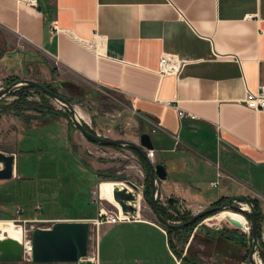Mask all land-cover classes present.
Masks as SVG:
<instances>
[{"label": "crops", "instance_id": "0c3cea01", "mask_svg": "<svg viewBox=\"0 0 264 264\" xmlns=\"http://www.w3.org/2000/svg\"><path fill=\"white\" fill-rule=\"evenodd\" d=\"M95 32L106 36L102 51L84 41ZM166 53L179 62L173 74L158 72ZM55 70L62 94L81 104L102 89L125 98L117 118L104 115L96 124L102 135L137 143L140 131L150 134L149 158L167 171L157 184L162 198L175 196L182 210L194 213L223 196H246L264 214V109L242 101L248 88L264 83V0H38L36 6L0 0V82ZM177 108L195 116L179 118ZM78 133L58 112L17 113L0 98V151L13 155L11 175L0 178V223L13 220L4 217L16 215L17 206L19 216L41 218L42 227L60 219L90 221L104 210L102 198L122 210L112 190L125 183L103 180L100 172L114 166L118 173V155L130 148ZM61 206L76 210L63 213ZM136 206L133 219L99 225L128 235L127 244L106 257L109 264H179L141 189ZM218 216L245 227L234 210ZM213 217L181 235L185 249L202 229L214 264H251L246 234L218 222L205 226ZM262 226L264 239V219ZM99 256L98 250L100 264Z\"/></svg>", "mask_w": 264, "mask_h": 264}, {"label": "water", "instance_id": "95a60500", "mask_svg": "<svg viewBox=\"0 0 264 264\" xmlns=\"http://www.w3.org/2000/svg\"><path fill=\"white\" fill-rule=\"evenodd\" d=\"M20 84H32L43 90L48 95L53 96L62 103L66 104L71 111V119L73 124L90 141L105 145H128L143 156L148 168L149 195H146V185L144 184L140 186L131 180H126L127 184L120 186L115 184L112 190V195L113 198H115L120 204L123 211H131L132 213H136L138 191L140 189L145 200L150 204L158 221L164 224L166 227L183 228L195 221L198 217L204 216L207 213L215 210L219 211L223 207L227 206L234 207L238 211L247 213L250 216L252 247L248 254L249 262L251 264H262L261 261L257 260L255 257L258 249V240L256 234L257 221L256 213L252 207V202L248 197L241 196L235 199L246 202L249 206V209L242 208L233 202L234 198H229L226 202L220 205H210L192 213L191 216L186 220L173 222L169 219H166L158 211V203L162 204V201H164V206H167L175 213H180L182 209L178 205V198L175 196H166L163 198V200L161 199L160 189L158 188L157 184L159 179H164L166 177L167 171L163 163L152 162L147 156L145 149L153 148V142L151 140L150 134L147 131L139 132L138 143L127 138L110 137L102 135L96 131H92L84 125V122L81 120V116L77 115L73 104L69 100L64 98L61 94L49 89L43 82L29 77L20 78L6 87L1 88L0 97L10 88ZM0 160H2V166L0 167V178L9 177L11 175L13 155L0 151ZM89 225L90 224L88 220L60 219L55 220L50 226L47 227L36 226L32 228L30 236L31 261L29 264H65L66 262L74 261H79V264H93L90 260H84L80 258L86 256L87 254ZM22 251L23 244L20 239L11 236L0 238V260H20L22 257Z\"/></svg>", "mask_w": 264, "mask_h": 264}, {"label": "rangeland", "instance_id": "374dc122", "mask_svg": "<svg viewBox=\"0 0 264 264\" xmlns=\"http://www.w3.org/2000/svg\"><path fill=\"white\" fill-rule=\"evenodd\" d=\"M36 75H38L39 78L38 79L33 78V79L39 80L43 83H50V85H52L59 94H61L64 98L69 100L73 104L77 114L78 115L80 114L81 120L84 123H86L88 125L89 129H91L92 131H96L98 133H103L102 127H99L98 124H96L98 121V118L102 117L104 115L108 116V118H117L120 108L125 107L126 100L124 97H122L121 95H119L113 91L106 90V89H102L103 90L102 92H101V90H95V91L91 92L90 94H88V95H90L89 97L82 98L83 99L82 103H84V104H81L80 103L81 101L78 100V97L71 98L68 95L62 94L63 91H60L61 88L58 87L57 83H56V79L61 77V75L56 70L54 71V73L50 72L48 74L37 72ZM24 77L32 78L30 76H24ZM20 78H21L20 76H15V75H11V76L7 77L4 81L0 82V89L3 87H6L7 85L11 84L12 82H14L15 80H18ZM21 85H23V84H20V85H17V86L10 88L3 95H1L0 98H3V100L6 102V104H9V103L13 102L14 100L18 99L19 98L18 95L13 93V91L16 90L18 87H20ZM27 92H29L28 94H26L27 99L33 100L36 102H40L42 100L41 93L39 91H37L36 89L28 88ZM45 94L47 96L46 98H48L47 102L54 109L62 111L64 113H66V115H68V118L70 120L69 124H70L71 128H73L74 130H77V132H79L78 134H82L80 132V130L77 129L75 127V125L73 124V121L71 119V111H70L69 107L66 104L62 103L60 100L54 98L53 96H50L47 93H45ZM122 116H124V114ZM86 120L88 123L86 122ZM138 129L141 130V127L137 128V130ZM91 142H93V141H91ZM97 144H99V143H97ZM119 146L126 147V145H123V144H119ZM116 148H119V147H116ZM129 150L126 151V152H128L127 154H125V155L123 154L124 156L122 154L118 155V156H121L120 163L118 166L122 169H120V171L118 173H116L115 172L116 167L113 166V167H111V169L103 171V173L107 174V176H105L103 178V180L104 179L105 180H113L115 182L123 181L125 184H127L126 180H131L137 184H140L141 181H143V184H145L144 183V178H145L144 168L138 164V159L136 157V154L133 152V150H131V149H129ZM39 153L40 152L37 151L35 154H39ZM113 154H115V153H110L109 155H106V156H108L107 158H109V156H111ZM93 190H95V189H93ZM101 201H102L101 205L104 207L105 210L115 211V212L118 211L119 208H117L114 204H112L106 198H102ZM235 204H237V203H235ZM246 207H247V205H246ZM252 207H253V205H252ZM247 208L249 209V207H247ZM222 209H231V210L236 211L240 216H244V218L246 219L245 220V223H246L245 227L236 226V225L232 224L230 221H228L227 219L219 217L218 213ZM222 209L211 214L212 216L213 215L215 216V217H213V220L211 219V222L213 224L211 223L209 225L208 223H205V224H207L205 226H214L216 224V222H218V225L226 226L228 228H234L238 232H242V233L244 232L246 234V239L248 238V240H249L248 246H247V254H248L250 252L251 247H252V238L249 239V236H251V229H250L251 220L248 219L243 214V212L238 211L234 207H231V206L228 207L227 206V207H223ZM59 210L63 211V213L66 211H67V213H69L71 211L76 210V208H72L69 206H64V207L61 206L59 208ZM168 210L170 212H172L173 214H175V212L172 211L171 209H168ZM38 214H39V212H38ZM40 214H41V212H40ZM14 216H16V215H14ZM14 216L4 217V218L13 219ZM0 217H3V216H0ZM21 218H23V217H21ZM169 220H171L173 222L179 221V220H174V219H169ZM14 221L17 223H21L22 229H23V236L22 237H23V240L25 242H27L28 238H30V236H31L30 230L32 228L39 226L40 224H45L44 221H39V220H28L26 222H23L21 220H14ZM95 227L96 226L92 225V229H91L90 233L93 232V228H95ZM186 232L187 231L185 230V231H182L181 234L172 235L173 243H174L175 247L177 248V250L181 254H184V255L189 254L191 256V259L194 258V260L196 262H200L201 264H214L213 256L212 257L209 256L208 248L204 247L202 245L203 243H201V241L203 239V235H201L202 229L197 231L196 237H194L192 244L190 245L188 251L185 249V246L182 244L184 242V237H182V236H186ZM91 238L92 237L89 238V240H88L89 242H92ZM127 241H128V235L125 234V231H123V233H122L120 231V229H118V227L111 229L108 225H105V224L101 225L98 229V232H97V247H98V250L100 252V256H99L100 257V264H109V260H107L106 257L110 253L111 254L115 253V250H117L118 248H122L123 246H125L127 244ZM255 257L257 258V260H260L262 264H264V259H262L260 257L258 249H257V252L255 254ZM178 261H179V264H185V263H182V260L180 257H178ZM21 264H23V263L21 262Z\"/></svg>", "mask_w": 264, "mask_h": 264}, {"label": "built area", "instance_id": "2783aa9c", "mask_svg": "<svg viewBox=\"0 0 264 264\" xmlns=\"http://www.w3.org/2000/svg\"><path fill=\"white\" fill-rule=\"evenodd\" d=\"M20 2H23L25 4L28 5H33L36 6L37 5V1L38 0H18ZM53 28L56 30L57 29V25L56 22L54 20L53 22ZM85 42H87L90 46H93V48L96 51H102L104 50V47L106 45V36H104L103 34H100L98 32H95L92 38L86 39L84 40ZM179 70V62L176 61V58H174L171 54H162L158 60V72H160L161 74H173L175 72H177ZM243 103L256 110H263L264 109V83L259 84V86H257L254 89H247L245 96L242 99ZM177 115L179 116V118H183L187 115H189L190 117H194L195 115L189 112H186L185 110H182L180 108H177ZM218 131H220V128L218 126ZM146 154L148 157H152L154 155V149L153 148H147L146 149ZM211 185H216L217 184V180H213L210 181ZM142 185V184H141ZM95 192V190H93ZM161 196V195H160ZM161 199L163 200V198L161 197ZM98 200L100 202V197L98 196ZM233 202L237 203L239 206H241L242 208H247L249 207L248 204L244 201L241 200H236L234 199ZM101 203V202H100ZM162 204L165 205L164 201H162ZM247 205V207H246ZM40 205L37 203L36 204V208H39ZM21 211V207L17 206L16 207V216L13 218V220H21L23 222H26L28 220H39L41 221V218H31V219H27V218H21L19 216V212ZM135 217L134 213H132L131 211H123L118 209V211H108V210H100L99 212V216L91 219L89 221V234H88V240L90 237L92 242L87 243V254L84 257H80L81 259L84 260H90L93 264H98V258H97V251H98V247H97V232L99 229V225L102 222H118V221H122V220H131ZM92 225L96 226L95 228H93V232H91L92 229ZM32 230V229H31ZM30 230V231H31ZM22 244H23V251H22V257L19 260L20 264L21 262L23 264H29L31 261V240L30 238H28V241L25 242L24 240H22ZM79 261H74V262H66L65 264H79ZM49 264H56V263H49Z\"/></svg>", "mask_w": 264, "mask_h": 264}, {"label": "trees", "instance_id": "16d2710c", "mask_svg": "<svg viewBox=\"0 0 264 264\" xmlns=\"http://www.w3.org/2000/svg\"><path fill=\"white\" fill-rule=\"evenodd\" d=\"M45 86H47L49 89L53 90L54 92H57L56 89L50 85V83H44ZM28 88H34L37 91H39L41 93L42 96V100L40 102H36L33 100H29L26 98V94H28L29 92H27ZM13 93H15L16 95H18V99L14 100L13 102L9 103L8 106L9 108H11L14 112H21L24 111L26 108H33L39 111H53V112H58L62 115H64L65 117H67L68 121L70 122L68 115H66V113L56 110L54 109L47 101L48 98H46V94L43 90H41L40 88L32 85V84H23L20 87H18L16 90L13 91ZM58 93V92H57ZM84 125L88 127V125L86 123H84ZM89 140V139H88ZM105 145V144H104ZM111 146L114 147H119V144H109ZM128 148H130L131 150H133V152L139 157L140 161H141V165L144 168L145 171V178H144V185H146V195H149V175H148V168H147V164L143 158V156L137 152L134 148H132L131 146L126 145ZM100 175L102 178H104L105 176H107L106 173L100 172ZM229 198L227 197H220L217 200L213 201L211 203L212 206L214 205H220L224 202H226ZM250 201L252 202L253 205V210L256 213V221H257V230H256V234H257V240H258V252L259 255L262 259H264V240L262 239V230H263V219H264V214L261 211V208L258 204V201L254 198H249ZM169 208L167 206H164L161 203H158V211L160 212V214L166 218V219H174V220H179V221H183L188 219L191 216V212L188 210H183L180 213H175L173 214L172 212H170L168 210ZM215 211H212L210 213L205 214L204 216L198 217L195 221H193L192 223L186 225L183 228H173V227H166L167 230V235H168V242H169V246L171 248V250L175 253V255L177 257H180L182 260V263L185 264H201L200 262H196L194 259L189 258L188 256L181 254L177 248L175 247L174 243H173V238L172 235L174 234H181L182 231H189L191 230L201 219H203L204 217L213 214ZM248 219H250V216L247 213H243Z\"/></svg>", "mask_w": 264, "mask_h": 264}, {"label": "bare ground", "instance_id": "6f19581e", "mask_svg": "<svg viewBox=\"0 0 264 264\" xmlns=\"http://www.w3.org/2000/svg\"><path fill=\"white\" fill-rule=\"evenodd\" d=\"M78 116H80V114ZM0 164H2V160H0ZM5 236H11L22 241L23 229L21 223H17L14 220L0 223V238Z\"/></svg>", "mask_w": 264, "mask_h": 264}]
</instances>
